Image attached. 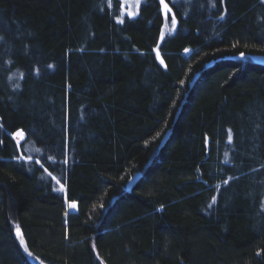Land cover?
<instances>
[{
	"label": "trees",
	"instance_id": "obj_1",
	"mask_svg": "<svg viewBox=\"0 0 264 264\" xmlns=\"http://www.w3.org/2000/svg\"><path fill=\"white\" fill-rule=\"evenodd\" d=\"M122 1L0 0V264H264V0Z\"/></svg>",
	"mask_w": 264,
	"mask_h": 264
},
{
	"label": "rangeland",
	"instance_id": "obj_2",
	"mask_svg": "<svg viewBox=\"0 0 264 264\" xmlns=\"http://www.w3.org/2000/svg\"><path fill=\"white\" fill-rule=\"evenodd\" d=\"M122 4L124 5V10H123V14H130V16L135 17L138 13V8H137V4H139V0H124L122 1ZM255 59V57H254ZM264 60V59H263ZM14 138L16 139L18 144H22L24 139L26 138V133L24 132L23 129H19L14 133ZM33 145V144H32ZM27 151L30 153L34 154H38L36 152H40V148H35L34 146H30L28 145L26 147ZM134 182V179L130 181L129 186L132 185V183ZM56 187L61 190L63 188L62 184L59 182V186L58 184H56ZM57 191V190H56ZM75 204L76 207L75 208H71L73 210L77 209V204L74 203H69V205ZM23 249L25 250V253L27 254V256L29 257L30 261L33 264H43L42 262H40L39 260H37V258H35L32 254L29 255L28 253H30L25 246H23Z\"/></svg>",
	"mask_w": 264,
	"mask_h": 264
},
{
	"label": "snow or ice",
	"instance_id": "obj_3",
	"mask_svg": "<svg viewBox=\"0 0 264 264\" xmlns=\"http://www.w3.org/2000/svg\"><path fill=\"white\" fill-rule=\"evenodd\" d=\"M161 3H163V0H161ZM165 8H167V5H165ZM169 11H170V9H169ZM121 22H123V21H121ZM175 22H176L175 17L173 16V24H175ZM185 51L188 52L189 49H185ZM241 56H244V53H241ZM161 62H163V61H161ZM229 139L231 140V136H229ZM28 159H31V158H28ZM213 203H215V197H213ZM69 207L75 208L76 205L72 204V205H69ZM28 254L31 255V253H28Z\"/></svg>",
	"mask_w": 264,
	"mask_h": 264
}]
</instances>
